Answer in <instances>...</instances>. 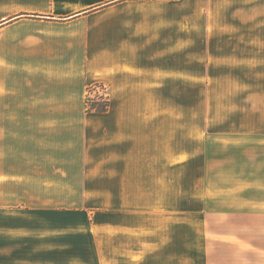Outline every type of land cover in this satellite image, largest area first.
<instances>
[{"label": "crops", "instance_id": "0c3cea01", "mask_svg": "<svg viewBox=\"0 0 264 264\" xmlns=\"http://www.w3.org/2000/svg\"><path fill=\"white\" fill-rule=\"evenodd\" d=\"M208 217L264 264V0H0V264H204Z\"/></svg>", "mask_w": 264, "mask_h": 264}, {"label": "rangeland", "instance_id": "374dc122", "mask_svg": "<svg viewBox=\"0 0 264 264\" xmlns=\"http://www.w3.org/2000/svg\"><path fill=\"white\" fill-rule=\"evenodd\" d=\"M188 205L193 206V203L188 199ZM207 219V220H206ZM207 221V222H206ZM204 237H207L208 244L204 245V254L206 253V260L204 264H260L259 263V250L257 244L247 245L243 243V233L242 231L239 233V236L235 238L234 243H219L218 245L211 246L210 243V231H211V221L208 218H204ZM242 226V224L240 225ZM215 230L225 231L226 225L222 226L218 223L217 228ZM189 230L187 232V236L190 237L192 234ZM247 243L249 242L248 236H246ZM252 242H257V239H254L251 236L250 239ZM212 249V252H211Z\"/></svg>", "mask_w": 264, "mask_h": 264}, {"label": "built area", "instance_id": "2783aa9c", "mask_svg": "<svg viewBox=\"0 0 264 264\" xmlns=\"http://www.w3.org/2000/svg\"><path fill=\"white\" fill-rule=\"evenodd\" d=\"M110 90L106 84H97L88 90L87 104L96 101L105 104L110 103Z\"/></svg>", "mask_w": 264, "mask_h": 264}, {"label": "trees", "instance_id": "16d2710c", "mask_svg": "<svg viewBox=\"0 0 264 264\" xmlns=\"http://www.w3.org/2000/svg\"><path fill=\"white\" fill-rule=\"evenodd\" d=\"M109 104H105L103 102H96V101H93L89 104H87L88 106V110L90 111H96V112H105L109 109Z\"/></svg>", "mask_w": 264, "mask_h": 264}]
</instances>
